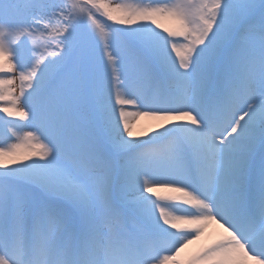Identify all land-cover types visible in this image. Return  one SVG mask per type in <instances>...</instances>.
Masks as SVG:
<instances>
[{
    "label": "snow or ice",
    "instance_id": "6c2138e0",
    "mask_svg": "<svg viewBox=\"0 0 264 264\" xmlns=\"http://www.w3.org/2000/svg\"><path fill=\"white\" fill-rule=\"evenodd\" d=\"M0 114V264H264V0H0Z\"/></svg>",
    "mask_w": 264,
    "mask_h": 264
},
{
    "label": "bare ground",
    "instance_id": "6f19581e",
    "mask_svg": "<svg viewBox=\"0 0 264 264\" xmlns=\"http://www.w3.org/2000/svg\"><path fill=\"white\" fill-rule=\"evenodd\" d=\"M129 2H137V1L129 0ZM150 123H151L150 121L146 119H142L140 123L137 125V130H143V128L147 127ZM155 193L160 197L180 195V193L173 192L167 188H157L155 189ZM219 232H222V230L218 229L215 225H210L205 235L202 236L199 241H196L188 246V248L183 253L184 257L187 258L191 254L195 253L203 244L208 243L211 239H215L217 233Z\"/></svg>",
    "mask_w": 264,
    "mask_h": 264
},
{
    "label": "rangeland",
    "instance_id": "374dc122",
    "mask_svg": "<svg viewBox=\"0 0 264 264\" xmlns=\"http://www.w3.org/2000/svg\"><path fill=\"white\" fill-rule=\"evenodd\" d=\"M135 1H137V0H135Z\"/></svg>",
    "mask_w": 264,
    "mask_h": 264
}]
</instances>
